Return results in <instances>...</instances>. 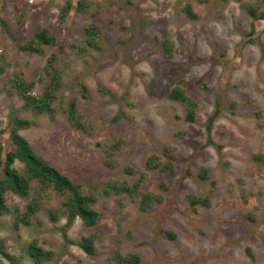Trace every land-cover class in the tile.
Wrapping results in <instances>:
<instances>
[{"label":"rangeland","instance_id":"1","mask_svg":"<svg viewBox=\"0 0 264 264\" xmlns=\"http://www.w3.org/2000/svg\"><path fill=\"white\" fill-rule=\"evenodd\" d=\"M67 1L71 10L61 17ZM78 1L0 0V145L4 158L15 147L14 120L31 121L20 135L72 181L98 189L100 220L92 227L80 218L68 224L63 197L48 189L30 224L16 226L14 214L0 217V240L13 258L0 254V264H35L33 241L52 252L43 264H106L117 253L139 255L138 264H264V162L257 159L264 156V19L252 32L250 13L251 5L264 11V0H82L87 12ZM92 23L102 30L101 48L84 54L78 46ZM36 25L56 37L43 54L21 48ZM160 39L173 42L170 58ZM51 53L63 83L53 120L9 92L22 78L40 95ZM180 80L197 105L192 121L169 97ZM72 100L90 132L64 112ZM217 103L209 144L206 121ZM116 142L108 166L107 148ZM153 155L173 171L147 170ZM13 166L23 171L21 162ZM142 173L135 197L117 188L104 192L112 184L132 186ZM140 193L162 199L143 210ZM5 197L22 212L34 190L28 198L11 191ZM90 235L95 255L78 245Z\"/></svg>","mask_w":264,"mask_h":264},{"label":"trees","instance_id":"2","mask_svg":"<svg viewBox=\"0 0 264 264\" xmlns=\"http://www.w3.org/2000/svg\"><path fill=\"white\" fill-rule=\"evenodd\" d=\"M77 8L81 12H87L89 4L82 0L78 1ZM71 10V2L67 1L61 9V17H65ZM186 10L192 17L196 15L192 12L191 6H187ZM250 13L252 15V32L255 31V21L264 19V11L259 12L258 6L251 5ZM86 36L82 40L79 51L82 53H88L90 49L101 48V33L100 26L96 24H89L85 28ZM163 46L166 57L170 58L173 55V42L168 39L158 40ZM56 43V37L52 34L51 30L41 25H36V31L32 38L23 44L22 50H27L31 53L43 54L44 46L53 45ZM58 56L55 53H51L48 57L45 67V74L48 77V81L44 87L43 92L40 95L32 94L33 83L27 82L20 78L15 80L11 86L10 94L18 95L25 101L24 108L30 109L36 114L48 113L53 120L55 116V106L58 103V92L61 89L62 83V70L56 66ZM41 80H44L42 76ZM182 80L171 90L169 97L173 100L181 102L187 108L186 118L193 120L195 116L196 102L186 94L185 89L182 86ZM80 92L83 97L87 96V87L84 84L80 85ZM219 105L217 103L214 112L208 117L206 121V127L208 132L207 143H212L211 130L215 120L219 114ZM64 112L67 114L71 124L90 132L89 122L83 121L82 114L78 111L76 100H72L67 107H63ZM118 119V118H117ZM116 119V120H117ZM31 121L27 119L17 118L14 120L13 128L11 130V138L14 144V148L6 153V156L2 157L3 148L0 145V217L3 215L14 214V223L18 226L20 223L30 224L31 219L42 208L43 198L46 197L47 190L51 189L57 194L63 197V204L61 211L67 216V223L72 224L76 218H80L82 223L87 227L96 225L100 220L99 212L94 208V204L97 201V194L99 193L96 188L86 189L83 185L75 183L67 175L60 172L57 168L51 166L43 158L37 155L32 149L30 143L20 135V130L31 127ZM120 142L109 146L107 148L108 166H113L110 162L113 155L119 150ZM257 159L264 162V156L259 155ZM16 161L23 164V171L17 170L13 165ZM147 170H158L161 173L167 171H173L171 164L162 163L160 156H150L145 164ZM206 176V170L204 171ZM144 180V174L137 183L134 185H128L127 183H120L119 185L112 184L105 188L104 192L114 190L115 188L120 191L128 192L132 197L138 195V189L140 188ZM35 184L37 186L33 187ZM34 188V189H33ZM34 190V197L27 204L24 211L18 209L12 210L6 201L5 194L8 191L13 192L21 198H28L31 195V191ZM140 207L143 210L154 205L156 202L161 201V195H155L153 193H140ZM190 201L196 204L199 200L193 195L189 196ZM52 219H56L57 216L53 213ZM95 236L90 235L83 237L78 245L89 255H95ZM31 257H33L35 264H43L47 259L52 256L51 251H45L43 248L37 245V241H33L29 247ZM0 254L13 262V258L7 253L5 244L0 240ZM113 260H117L120 263L126 264H138L140 257L137 254L121 255L117 253L113 259H108L106 264H113Z\"/></svg>","mask_w":264,"mask_h":264}]
</instances>
